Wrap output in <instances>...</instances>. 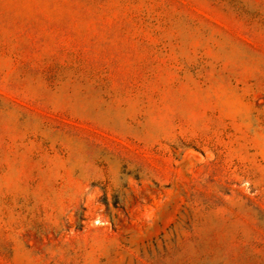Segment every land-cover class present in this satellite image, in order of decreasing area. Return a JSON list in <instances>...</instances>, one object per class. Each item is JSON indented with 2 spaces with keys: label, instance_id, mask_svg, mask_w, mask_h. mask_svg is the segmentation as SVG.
<instances>
[{
  "label": "rangeland",
  "instance_id": "1",
  "mask_svg": "<svg viewBox=\"0 0 264 264\" xmlns=\"http://www.w3.org/2000/svg\"><path fill=\"white\" fill-rule=\"evenodd\" d=\"M0 264H264V0H0Z\"/></svg>",
  "mask_w": 264,
  "mask_h": 264
}]
</instances>
